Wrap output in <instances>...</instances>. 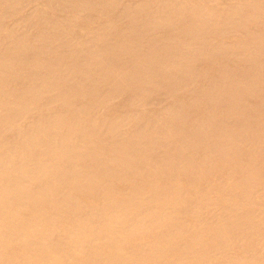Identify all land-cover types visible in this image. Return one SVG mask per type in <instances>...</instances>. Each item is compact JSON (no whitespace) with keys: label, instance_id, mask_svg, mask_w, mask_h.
<instances>
[{"label":"bare ground","instance_id":"6f19581e","mask_svg":"<svg viewBox=\"0 0 264 264\" xmlns=\"http://www.w3.org/2000/svg\"><path fill=\"white\" fill-rule=\"evenodd\" d=\"M0 264H264V0H0Z\"/></svg>","mask_w":264,"mask_h":264}]
</instances>
